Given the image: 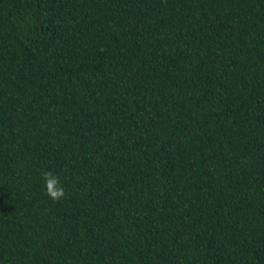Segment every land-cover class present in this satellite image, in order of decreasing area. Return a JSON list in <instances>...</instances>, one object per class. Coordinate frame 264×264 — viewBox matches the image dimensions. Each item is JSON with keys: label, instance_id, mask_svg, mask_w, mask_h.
<instances>
[{"label": "trees", "instance_id": "obj_1", "mask_svg": "<svg viewBox=\"0 0 264 264\" xmlns=\"http://www.w3.org/2000/svg\"><path fill=\"white\" fill-rule=\"evenodd\" d=\"M0 264H264V0H0Z\"/></svg>", "mask_w": 264, "mask_h": 264}, {"label": "clouds", "instance_id": "obj_2", "mask_svg": "<svg viewBox=\"0 0 264 264\" xmlns=\"http://www.w3.org/2000/svg\"><path fill=\"white\" fill-rule=\"evenodd\" d=\"M42 179L45 192L53 199H58L64 194L62 178L54 171L42 172Z\"/></svg>", "mask_w": 264, "mask_h": 264}]
</instances>
